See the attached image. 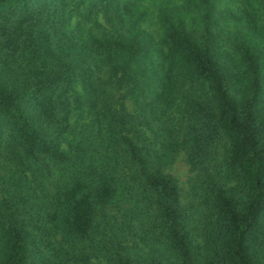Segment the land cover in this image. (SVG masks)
I'll use <instances>...</instances> for the list:
<instances>
[{
  "label": "trees",
  "instance_id": "16d2710c",
  "mask_svg": "<svg viewBox=\"0 0 264 264\" xmlns=\"http://www.w3.org/2000/svg\"><path fill=\"white\" fill-rule=\"evenodd\" d=\"M138 1L0 0V157L24 167L0 200V264H264V0L234 14L236 42L218 0ZM99 11L114 33L85 26ZM20 43L43 67H6ZM181 150L200 211L165 171Z\"/></svg>",
  "mask_w": 264,
  "mask_h": 264
},
{
  "label": "rangeland",
  "instance_id": "374dc122",
  "mask_svg": "<svg viewBox=\"0 0 264 264\" xmlns=\"http://www.w3.org/2000/svg\"><path fill=\"white\" fill-rule=\"evenodd\" d=\"M144 0H139L138 2H142ZM219 8H223L222 12V18L221 22L223 24L229 23V26H227V30L225 32H222L224 36H231L233 37L234 41L236 42L239 37L244 38L246 34H248L247 29L240 25L241 21H236V17L234 14L238 11H244V9L247 7L246 0H218ZM136 6V5H135ZM82 13H75L72 18L67 23V29L71 31L75 26L76 23H78L79 19H81ZM155 21L153 20L147 23V26L149 27V30H152L155 32V34L158 37V30L157 26L155 25ZM264 25V16L261 19V23ZM115 23L111 21L108 18V14H106L104 11H99L95 13L85 24L87 28H91L96 35H110L114 33ZM239 29V34H238ZM232 31V33L230 32ZM59 33L61 34V30H59ZM238 34V35H237ZM259 40L258 37H255ZM7 61H6V67L9 69H17V70H25V69H36L43 67L42 63L40 61L31 60V57H29L26 52L24 51L23 44L20 43L19 46L12 47L7 52ZM114 101L116 102V106L119 108L121 107V102H124L126 105V110L134 112V108L132 105V99L128 92H126L125 88H120L118 90L114 91ZM77 115H74L71 121V125L73 127H80L81 123L84 120H87V118H82L78 123L73 125V123L76 122ZM166 118L163 119L165 121ZM161 120H157L154 122V125L156 127V130H159V128L164 127L166 124H169V121L166 120V122H163ZM142 129H145L147 133L152 135L151 130L148 129V126L144 123H140L139 125ZM166 137V134H165ZM161 139V138H160ZM162 140V139H161ZM3 152L0 157V200H7L11 203H13L14 198H16L19 195V192L17 191L16 183L14 182V177L19 175V171H22L24 168L19 163H17V159L13 157L11 154L12 151L7 148H2ZM222 150V149H221ZM165 171L172 174L176 180L178 181L179 185V193H180V199L184 203L185 206L191 207V210L197 211L199 210L198 207L200 206L201 197L198 195V178L200 177V171L195 169L186 154V151L181 150L178 152L175 159L165 167ZM34 171L26 170L22 173L26 175V181L30 183L31 185L38 186L37 180H42L41 175L36 173L35 176L33 175ZM58 172V169L54 166L52 168V171L49 175H47L48 179H54L56 176V173ZM65 179V176H63ZM50 182L53 184V181H45L44 183L47 185L48 188L52 189L53 187L50 186ZM16 189V190H15ZM26 194V193H23ZM30 195V194H28ZM126 207H123V209L119 207H108L106 209L107 214L109 217L116 216L119 219L122 218V215L125 212ZM200 211V210H199Z\"/></svg>",
  "mask_w": 264,
  "mask_h": 264
}]
</instances>
